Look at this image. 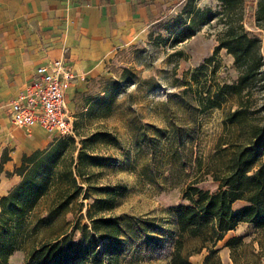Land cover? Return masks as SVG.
<instances>
[{"label":"rangeland","instance_id":"1","mask_svg":"<svg viewBox=\"0 0 264 264\" xmlns=\"http://www.w3.org/2000/svg\"><path fill=\"white\" fill-rule=\"evenodd\" d=\"M259 2L244 1V25L260 37L264 58V20L255 18ZM196 4L209 6L214 11L221 8L217 0H196ZM171 17L167 15L153 22L143 38L113 52L103 75L88 84L84 97L89 96V103L83 105L84 97L79 98L81 105L76 107L72 118L77 141L79 136L98 130L115 135V138L107 136L93 144L97 153L111 155L115 160L108 166L91 167L96 171L94 183L128 185L117 204L103 212L104 215L128 213L154 221L147 236L150 238L126 244L130 246L120 264H162L168 259L179 232L166 208L187 203L182 192L192 183L215 191L218 180L214 176L226 172L229 157L251 145V125L264 123V75L248 93L224 92L219 105L204 111L196 106L206 93L205 82L212 88L215 81L231 82L237 70L232 55L224 48L218 49L213 60H204L213 53L216 34L221 28L216 17L177 44L163 39L167 35L164 23ZM175 49H182L184 55L171 54ZM261 70L264 74V63ZM182 77L191 80L192 89L181 92ZM93 97L98 99L92 100ZM241 106L246 107L243 122L228 120V114ZM258 157L264 160V150ZM12 174L2 171L0 179L2 175L3 181L9 183ZM52 197L51 190L39 199L28 218L29 223L45 213ZM78 201L83 203L81 212L84 213L91 198L81 195ZM245 204L244 200H235L232 208L236 210ZM78 214L71 209L35 235H29L23 248L10 255L8 264H22L32 245L71 228ZM81 220L87 221V218ZM232 235L241 241L233 251L236 263L230 248L223 245ZM182 239L185 248L202 243L199 235L184 233ZM206 243L211 245V242ZM213 247L217 249V263L213 260L207 264H264V225L240 220ZM208 250L203 246L189 258L195 264H202Z\"/></svg>","mask_w":264,"mask_h":264},{"label":"trees","instance_id":"2","mask_svg":"<svg viewBox=\"0 0 264 264\" xmlns=\"http://www.w3.org/2000/svg\"><path fill=\"white\" fill-rule=\"evenodd\" d=\"M217 1L221 8L214 11L209 6L197 5L196 0H185L181 9L164 23L167 35L163 39L177 44L191 37L213 18L221 22L213 53L204 60H213L218 49L224 48L233 57L237 75L231 82L215 81L213 88L205 82L206 93L196 105L201 111L219 105L224 92L238 95L248 93L264 75L261 70L264 63L261 39L244 25L245 0ZM255 18L264 20V0H260L255 10ZM171 54L181 57L184 52L175 49ZM182 84L181 92L192 89L190 79L182 77ZM85 103H89V96L84 97L83 105ZM245 111L244 106L236 108L228 114L227 119L243 122ZM107 136L115 138L110 131L102 130L79 136L78 141L72 135L53 136L46 146L35 148L28 154L23 153L21 162L13 170L6 171V174L16 173L20 178L0 196V264H8L10 255L23 248L29 235H35L40 228L52 224L71 209L79 213L73 219L71 228H65L32 245L22 264H120V259L130 246L126 244L150 238L147 236L154 221L149 217L103 213L111 210L118 198L128 190L124 182L97 184L93 181L96 171L91 167L108 166L114 160L111 155L97 153L93 147L98 139ZM250 139V146L241 148L229 157L226 172L214 176L218 180L215 191L192 183L182 192L187 203L166 208L179 236L175 239L170 257L162 264H195L189 256L199 252L203 246L209 250L203 256L202 264L213 260L217 263V249L213 245L238 221L264 225V160L258 157L264 150V123L251 125ZM8 158L6 153L1 154L0 173L3 162ZM51 190L52 202L45 213L29 223L28 218L37 202ZM81 195L91 198L84 213L81 212L83 203L78 201ZM235 200H244L246 204L234 210L232 203ZM83 217L87 221H82ZM74 231L78 234L75 235ZM184 233L199 235L202 239L200 246L185 248L182 239ZM206 242H211V245ZM240 242L238 236L232 235L223 243L230 248L235 263L233 251Z\"/></svg>","mask_w":264,"mask_h":264},{"label":"crops","instance_id":"3","mask_svg":"<svg viewBox=\"0 0 264 264\" xmlns=\"http://www.w3.org/2000/svg\"><path fill=\"white\" fill-rule=\"evenodd\" d=\"M183 0H0V156L3 173L23 153L48 144L52 136L39 125L26 132L11 121L10 101L35 78L37 65L61 57L70 71L66 105L72 118L88 84L103 75L118 48L143 38L149 26L174 16ZM1 171V172H2ZM0 179V196L20 178Z\"/></svg>","mask_w":264,"mask_h":264},{"label":"built area","instance_id":"4","mask_svg":"<svg viewBox=\"0 0 264 264\" xmlns=\"http://www.w3.org/2000/svg\"><path fill=\"white\" fill-rule=\"evenodd\" d=\"M34 73L35 78L10 101L12 123L26 132L39 125L52 137L75 136L73 119L65 98L71 73L65 68L62 58L37 65Z\"/></svg>","mask_w":264,"mask_h":264}]
</instances>
